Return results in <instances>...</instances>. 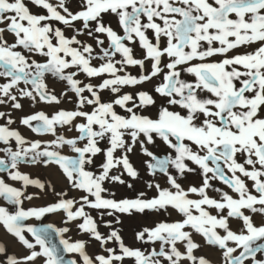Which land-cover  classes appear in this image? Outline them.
<instances>
[{
    "label": "snow or ice",
    "instance_id": "1",
    "mask_svg": "<svg viewBox=\"0 0 264 264\" xmlns=\"http://www.w3.org/2000/svg\"><path fill=\"white\" fill-rule=\"evenodd\" d=\"M0 264H264V0H0Z\"/></svg>",
    "mask_w": 264,
    "mask_h": 264
},
{
    "label": "rangeland",
    "instance_id": "2",
    "mask_svg": "<svg viewBox=\"0 0 264 264\" xmlns=\"http://www.w3.org/2000/svg\"><path fill=\"white\" fill-rule=\"evenodd\" d=\"M133 159L134 161L137 162V166L141 168V172L143 175L144 174L143 167L139 163V158L133 157ZM31 171L33 172L34 175L41 176V177L44 175H47V173L43 169H31ZM137 187H141V185L138 183ZM114 191L117 192L118 197L124 196V195H130V193L124 188H116L114 189ZM151 220H152L151 217H140V216H134L132 218H125L123 226H122L123 228L122 235L124 236L126 243H129V244L133 243L134 232L140 229L142 226L151 224ZM51 221H54V222L56 221L58 225L60 223V220H56L55 218L53 220L51 219Z\"/></svg>",
    "mask_w": 264,
    "mask_h": 264
},
{
    "label": "bare ground",
    "instance_id": "3",
    "mask_svg": "<svg viewBox=\"0 0 264 264\" xmlns=\"http://www.w3.org/2000/svg\"><path fill=\"white\" fill-rule=\"evenodd\" d=\"M56 219V220H59V217H56V216H52V217H48V218H46V221L45 222H52V223H56L57 224V222L55 221H51V219L53 220V219Z\"/></svg>",
    "mask_w": 264,
    "mask_h": 264
}]
</instances>
